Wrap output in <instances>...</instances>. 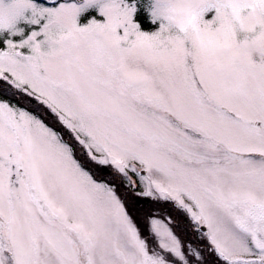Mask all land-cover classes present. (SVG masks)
<instances>
[{"label":"snow or ice","instance_id":"6c2138e0","mask_svg":"<svg viewBox=\"0 0 264 264\" xmlns=\"http://www.w3.org/2000/svg\"><path fill=\"white\" fill-rule=\"evenodd\" d=\"M0 264H264V0H0Z\"/></svg>","mask_w":264,"mask_h":264}]
</instances>
